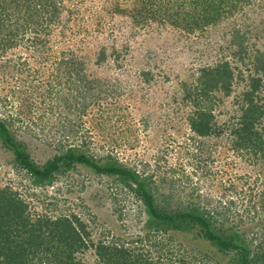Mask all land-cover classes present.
<instances>
[{
	"label": "rangeland",
	"instance_id": "1",
	"mask_svg": "<svg viewBox=\"0 0 264 264\" xmlns=\"http://www.w3.org/2000/svg\"><path fill=\"white\" fill-rule=\"evenodd\" d=\"M117 2L65 0L74 13L63 15L64 26L49 36L45 56L35 53L25 37L21 45L0 57V103L7 98V108L0 112L20 114L11 131L39 164L53 158L62 145L67 148L86 141L91 154L111 155L143 177L153 176L162 194L173 193L180 202L199 200L218 213L235 203L229 214L232 219L243 217L247 230L261 231L256 224L264 221V158L235 151L231 129L241 115L250 77H261L255 72V56L264 51V0H256V6L246 7L233 19L193 34L172 26L137 25L130 15L116 12ZM120 3L124 9L136 5L135 0ZM235 27L246 32L247 53L242 59L230 45ZM102 49L108 57L98 63ZM69 50L84 56L89 79L105 82L110 95L96 97L98 101L91 104L77 93H72L67 105L54 101L70 96V86L55 82L53 62L44 58ZM8 60L13 64L3 73ZM25 60L29 66L20 75L17 65ZM223 61L235 69V80L229 96L217 97L214 113L219 125L228 129L221 136L200 139L188 123L194 107L184 102L182 84H194L202 69ZM144 73L149 74L148 80ZM50 85L53 99L47 94ZM27 97L34 102H26ZM79 100L90 104L82 117ZM254 100L264 108V77ZM14 161L0 140V188L8 186L22 195L32 215H76L87 225L94 243L109 244L120 238L129 242L142 235L147 220L144 207L117 176L99 175L76 164L75 170L40 188L14 168ZM171 234L188 249L208 252L215 260L230 259L225 256L224 260L193 232ZM78 256L89 264L97 262L94 247Z\"/></svg>",
	"mask_w": 264,
	"mask_h": 264
},
{
	"label": "trees",
	"instance_id": "2",
	"mask_svg": "<svg viewBox=\"0 0 264 264\" xmlns=\"http://www.w3.org/2000/svg\"><path fill=\"white\" fill-rule=\"evenodd\" d=\"M120 1L116 3V12L130 15L137 25L172 26L188 34L203 32L233 19L245 12L246 7L257 4L256 0H135L132 9H124ZM65 13H74L67 9L65 0H0V57L4 58L16 49L25 37L35 53L44 55L50 44L49 36L64 26ZM230 37V45L237 50L235 55L241 58L247 53L246 32L235 27ZM107 57L106 50L102 49L97 62H105ZM12 61L8 60L2 66L3 73ZM44 61L53 62L55 82L70 86V96L64 94L60 101L54 100L58 105H67L76 93L79 99L90 100V104L98 101L96 97L111 93L105 82L89 79L86 74L88 64L76 51H63L54 57L49 54ZM17 66L21 75L29 62L25 60ZM255 72L261 77H250V88L243 95L241 115L231 129V136L235 151L246 150L264 158V125L261 126L264 108L254 100L264 77V51H257ZM144 76L148 80L149 74L144 73ZM234 80L235 69L228 61H223L202 69L194 84H182L184 102L194 107L188 123L200 139L221 136L227 131L228 127L216 121L214 103L219 95H230ZM50 86L47 94L52 97L54 86ZM5 99L0 108H7ZM85 100L83 105L80 100L77 102L81 117L90 105ZM25 101L34 102L28 97ZM19 115L14 117L11 113L0 112V140L15 157L14 168L23 171L33 186L47 187L60 175L75 170L76 164H81L99 175L117 176L141 202L147 220L142 235H137L136 240L126 242L120 238L109 244L102 240L94 243L87 225L78 216L32 215L30 204L22 195L6 186L0 188V264H89L78 255L91 247L95 248V264H264V221L256 224L262 233L247 230L248 221L243 217L233 220L229 215L233 210L231 205L235 203L228 205L227 211L218 213L204 207L199 200L180 202L173 193L162 194L154 185L153 176L143 177L111 155L99 158L91 154L86 141L67 148L62 145L53 158L39 164L11 131ZM261 207L264 213V198ZM171 231L193 232L198 241L207 242L224 260L225 256L230 259L226 262L215 260L208 252L188 249Z\"/></svg>",
	"mask_w": 264,
	"mask_h": 264
}]
</instances>
